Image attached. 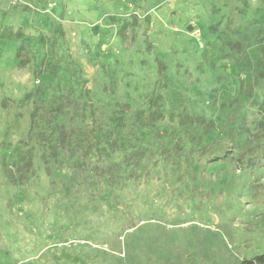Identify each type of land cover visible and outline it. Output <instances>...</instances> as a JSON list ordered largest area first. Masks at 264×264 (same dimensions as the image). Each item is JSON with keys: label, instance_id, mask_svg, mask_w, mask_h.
Returning a JSON list of instances; mask_svg holds the SVG:
<instances>
[{"label": "rangeland", "instance_id": "374dc122", "mask_svg": "<svg viewBox=\"0 0 264 264\" xmlns=\"http://www.w3.org/2000/svg\"><path fill=\"white\" fill-rule=\"evenodd\" d=\"M227 19L232 46L213 67L198 68ZM57 24L63 40L50 33ZM1 26L30 42L12 37L0 54V264H238L264 253V168L233 171L219 162L200 174L197 155L187 171L147 163L177 139L187 142L168 118L183 108L217 126L231 118L238 144L264 122V75L252 98L238 95L240 82L261 69L256 43L264 0H0ZM40 37L50 42L39 44ZM65 57L86 82L98 123L126 106L114 133L125 150L107 149L82 165L61 153L45 163L28 139L27 94L46 76L47 62L55 61L61 76ZM73 88L69 115L81 101L79 86ZM156 95L165 118L143 128L135 115ZM75 119L83 128L92 121L88 109ZM216 137L211 132L203 143ZM28 147L36 175L23 180L14 163ZM145 165L146 181L130 177Z\"/></svg>", "mask_w": 264, "mask_h": 264}, {"label": "trees", "instance_id": "16d2710c", "mask_svg": "<svg viewBox=\"0 0 264 264\" xmlns=\"http://www.w3.org/2000/svg\"><path fill=\"white\" fill-rule=\"evenodd\" d=\"M243 3L244 1H242ZM230 26L231 19H227L222 39L218 42L213 41L206 44L205 49L201 53V63L198 64V68L202 67L204 63L213 67L217 61L225 57L223 49L232 46ZM50 33L55 38L61 40L64 38L61 24L53 25ZM12 37L18 38L22 42H30V38L20 33L13 35L10 29L1 26L0 54L6 41ZM49 40L40 37L38 43L43 45L49 43ZM256 51L260 59L261 69H253L254 77L251 80L240 82L239 96L252 98L254 87L264 75V28L259 30ZM156 65L161 84H164L167 80L165 66L160 60L156 61ZM240 65L245 69H252L249 62H241ZM42 71L46 76L37 83L34 90L27 94V98H31L28 139L33 138L35 143L43 150L41 155L43 162L47 163L50 157L61 153L62 160H69L71 165H82L94 156L105 154L107 149L112 151L126 149L125 145L114 137V133L119 129L123 119L125 105L118 104V113L110 115L106 123L102 125L95 119L88 97L89 90L85 86L86 82L77 76L78 69L74 62L65 57L62 63V74L59 77L57 76V63L55 61L47 62L43 66ZM73 84L80 88L77 98L81 101L76 104L72 114L69 115L70 109L74 106ZM159 98V95L150 98L146 111L138 112L135 115L141 127L150 129L156 121L164 120L165 115L160 110ZM83 99L86 101L82 102ZM232 104L235 110L240 109L238 99H235ZM250 104L256 107L259 106L255 100H252ZM86 109H88L92 121L88 127L83 128L77 124L75 116L77 117L79 112H85ZM68 115L66 124L61 123L62 119ZM168 118L171 121H175L180 128L185 130L187 142L177 139L172 147L161 148L157 153V158L152 159V154L149 155L147 158L148 164L152 165L160 161L169 171H175L180 168L187 171L192 156L197 155L196 161L200 174L206 172L208 165L219 162H227L228 167L233 171L264 168V122L258 124L255 133L245 137L243 142L238 144L231 118L217 126L213 122L204 119V117L192 114L184 108L175 115L170 114ZM244 123L245 121L242 118L238 127L240 133L247 132ZM211 132H216L218 137L203 143L204 137ZM24 143L26 142L22 141V144ZM32 150L33 147H28L18 153L14 163L17 169L23 170L21 175L23 180L36 175L31 164ZM130 154L135 155L136 153ZM3 167L7 170L6 172H11L5 164H3ZM48 171L49 169L47 168L46 172ZM149 172L148 165H145L139 173H132L130 177L136 181H146ZM238 264H264V253L244 258Z\"/></svg>", "mask_w": 264, "mask_h": 264}, {"label": "water", "instance_id": "95a60500", "mask_svg": "<svg viewBox=\"0 0 264 264\" xmlns=\"http://www.w3.org/2000/svg\"><path fill=\"white\" fill-rule=\"evenodd\" d=\"M187 30L190 31L191 29L188 27Z\"/></svg>", "mask_w": 264, "mask_h": 264}]
</instances>
